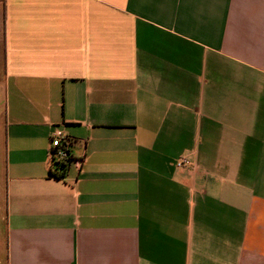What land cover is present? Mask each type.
<instances>
[{
    "label": "crops",
    "instance_id": "obj_1",
    "mask_svg": "<svg viewBox=\"0 0 264 264\" xmlns=\"http://www.w3.org/2000/svg\"><path fill=\"white\" fill-rule=\"evenodd\" d=\"M0 101V264H264V0H0Z\"/></svg>",
    "mask_w": 264,
    "mask_h": 264
},
{
    "label": "built area",
    "instance_id": "obj_2",
    "mask_svg": "<svg viewBox=\"0 0 264 264\" xmlns=\"http://www.w3.org/2000/svg\"><path fill=\"white\" fill-rule=\"evenodd\" d=\"M70 141L62 131L55 130L51 135L50 147H49V157L51 162L55 167H61L66 163L67 160L71 158L69 153ZM79 160L75 161L76 165H79ZM190 160L186 156L179 157L176 161L177 167H184L190 165Z\"/></svg>",
    "mask_w": 264,
    "mask_h": 264
},
{
    "label": "trees",
    "instance_id": "obj_3",
    "mask_svg": "<svg viewBox=\"0 0 264 264\" xmlns=\"http://www.w3.org/2000/svg\"><path fill=\"white\" fill-rule=\"evenodd\" d=\"M65 164H63L61 167H54V171H51V175L52 176H56V177H62L64 172H65Z\"/></svg>",
    "mask_w": 264,
    "mask_h": 264
},
{
    "label": "rangeland",
    "instance_id": "obj_4",
    "mask_svg": "<svg viewBox=\"0 0 264 264\" xmlns=\"http://www.w3.org/2000/svg\"><path fill=\"white\" fill-rule=\"evenodd\" d=\"M4 109V103L0 101V111H3Z\"/></svg>",
    "mask_w": 264,
    "mask_h": 264
}]
</instances>
